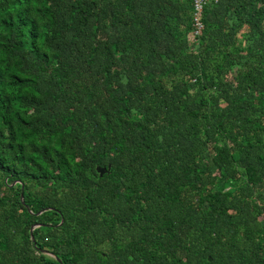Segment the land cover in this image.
I'll list each match as a JSON object with an SVG mask.
<instances>
[{
    "label": "trees",
    "instance_id": "1",
    "mask_svg": "<svg viewBox=\"0 0 264 264\" xmlns=\"http://www.w3.org/2000/svg\"><path fill=\"white\" fill-rule=\"evenodd\" d=\"M192 14L0 0V264H264V0Z\"/></svg>",
    "mask_w": 264,
    "mask_h": 264
},
{
    "label": "built area",
    "instance_id": "2",
    "mask_svg": "<svg viewBox=\"0 0 264 264\" xmlns=\"http://www.w3.org/2000/svg\"><path fill=\"white\" fill-rule=\"evenodd\" d=\"M193 8L192 14V25H193V33L199 34L202 28V24L200 22V16L202 7L206 4L207 0H190Z\"/></svg>",
    "mask_w": 264,
    "mask_h": 264
},
{
    "label": "water",
    "instance_id": "3",
    "mask_svg": "<svg viewBox=\"0 0 264 264\" xmlns=\"http://www.w3.org/2000/svg\"><path fill=\"white\" fill-rule=\"evenodd\" d=\"M20 200H21V195H20ZM40 213V211H38L36 214H39ZM36 225H34V227H35ZM29 235H30V239L33 241V238H32V235H31V232H29ZM49 255H51V254H49ZM52 256V255H51Z\"/></svg>",
    "mask_w": 264,
    "mask_h": 264
}]
</instances>
